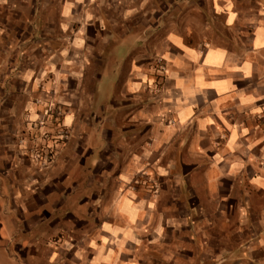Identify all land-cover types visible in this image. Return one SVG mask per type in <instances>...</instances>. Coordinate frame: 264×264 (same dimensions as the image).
<instances>
[{"label": "crops", "instance_id": "crops-1", "mask_svg": "<svg viewBox=\"0 0 264 264\" xmlns=\"http://www.w3.org/2000/svg\"><path fill=\"white\" fill-rule=\"evenodd\" d=\"M0 264H264V0H0Z\"/></svg>", "mask_w": 264, "mask_h": 264}, {"label": "rangeland", "instance_id": "rangeland-1", "mask_svg": "<svg viewBox=\"0 0 264 264\" xmlns=\"http://www.w3.org/2000/svg\"><path fill=\"white\" fill-rule=\"evenodd\" d=\"M43 123H44V122H43ZM61 134H63L64 136H62V137L65 138V134H66V133H65L64 130L61 131Z\"/></svg>", "mask_w": 264, "mask_h": 264}]
</instances>
